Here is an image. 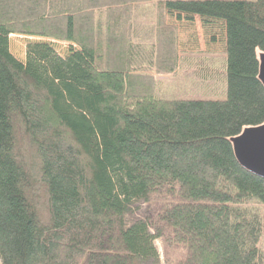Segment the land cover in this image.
I'll use <instances>...</instances> for the list:
<instances>
[{
  "label": "trees",
  "instance_id": "1",
  "mask_svg": "<svg viewBox=\"0 0 264 264\" xmlns=\"http://www.w3.org/2000/svg\"><path fill=\"white\" fill-rule=\"evenodd\" d=\"M195 24L224 99L166 89ZM12 35L42 40L21 62ZM260 53L264 0H0V264H157L158 239L167 264H264V179L230 143L264 123Z\"/></svg>",
  "mask_w": 264,
  "mask_h": 264
},
{
  "label": "rangeland",
  "instance_id": "2",
  "mask_svg": "<svg viewBox=\"0 0 264 264\" xmlns=\"http://www.w3.org/2000/svg\"><path fill=\"white\" fill-rule=\"evenodd\" d=\"M186 27L182 32L180 31L179 40H185L187 43H182V49L189 51L183 54L184 61L182 63L181 76L175 78H166V89L170 95L176 98L185 99H224L225 98V75H224V58L223 49L220 44H207L198 42L195 37L200 38L203 35L207 40L213 36L216 37L214 30H207L202 33V30L197 24ZM215 34V35H213ZM9 50L11 54L19 61L25 60V49L26 45L30 42L39 41L42 39L31 38L21 35L10 36ZM217 39V38H216ZM203 41V40H202ZM207 42V41H206ZM54 45L56 52L64 56L67 49V44L64 42H51ZM194 64L198 67L196 73H192V68H195ZM204 79V80H203ZM168 81V83H167ZM201 93V94H200ZM130 217L131 218H143L147 216V206L141 201L134 202L131 207ZM155 248L159 254V260L157 264L166 263V252L161 240H155Z\"/></svg>",
  "mask_w": 264,
  "mask_h": 264
},
{
  "label": "water",
  "instance_id": "3",
  "mask_svg": "<svg viewBox=\"0 0 264 264\" xmlns=\"http://www.w3.org/2000/svg\"><path fill=\"white\" fill-rule=\"evenodd\" d=\"M258 80L264 88V53L258 56ZM238 164L249 173L264 179V123L248 127L230 139Z\"/></svg>",
  "mask_w": 264,
  "mask_h": 264
},
{
  "label": "crops",
  "instance_id": "4",
  "mask_svg": "<svg viewBox=\"0 0 264 264\" xmlns=\"http://www.w3.org/2000/svg\"><path fill=\"white\" fill-rule=\"evenodd\" d=\"M178 38H179V34H178ZM178 52L180 53L181 56H183V54H185L186 52H189V51L183 50L182 48L178 47ZM181 67L183 68L182 64H181Z\"/></svg>",
  "mask_w": 264,
  "mask_h": 264
}]
</instances>
